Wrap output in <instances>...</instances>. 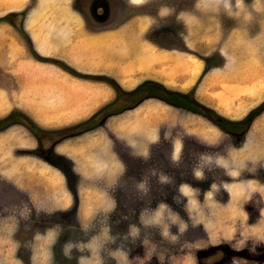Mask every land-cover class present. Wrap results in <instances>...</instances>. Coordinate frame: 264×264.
<instances>
[{
  "label": "rangeland",
  "instance_id": "1",
  "mask_svg": "<svg viewBox=\"0 0 264 264\" xmlns=\"http://www.w3.org/2000/svg\"><path fill=\"white\" fill-rule=\"evenodd\" d=\"M88 1L75 2L87 26L113 42L124 37L125 50H137L123 77L71 72L61 59H40L21 28L23 16L12 22L20 35L11 43L24 45L32 58L113 91L106 100L85 103L84 110L78 99L21 105L18 77L0 68V118L16 115L0 128V140L15 134L9 148L0 145V264H264V110L235 140L199 113L145 98L86 130L121 129L111 138L122 169L110 180H83L54 150L65 138H58L57 130L116 98L109 78L124 89L155 79L192 90L229 118L244 116L264 99V0H100L108 9L95 8L94 16ZM134 65H141L136 72ZM41 82L52 87L51 79ZM141 116L157 119L158 133L146 142L134 133ZM28 157L38 162L33 172L44 163L47 175L66 177L75 194L69 207L54 208L48 198L58 189L55 175L38 183L43 193L21 180L20 158ZM14 160L20 165L12 166ZM80 181L87 187L84 199L92 202L85 208L92 212L79 211ZM98 194L105 204L101 209L95 205Z\"/></svg>",
  "mask_w": 264,
  "mask_h": 264
},
{
  "label": "crops",
  "instance_id": "2",
  "mask_svg": "<svg viewBox=\"0 0 264 264\" xmlns=\"http://www.w3.org/2000/svg\"><path fill=\"white\" fill-rule=\"evenodd\" d=\"M75 2L76 0H0V17L8 12L25 11L21 28L30 40L32 51L37 52L39 55L61 59L76 71L84 73L102 71L116 75L118 78L123 77L125 71H127L124 66L134 62L129 59L131 58L130 53L137 52V50H125L124 45L127 42L124 37L119 38L117 42H113L114 40L105 38L102 32L99 33L100 30L96 31L93 27H88L84 15L75 5ZM19 35L17 28L11 21L0 19V68H4L9 75L18 77L22 92L19 90L16 95L17 98L21 99V105H24V101H59L61 99L70 103L78 99L82 102L79 107H83L84 110V108L86 109L84 107L85 103L90 106V102H93L91 100H106L111 96L113 89L107 84L80 79L71 75L61 66L32 58L29 50L24 45L15 46L11 43L12 39L19 37ZM138 36L140 35H135V37ZM139 52H141V49H139ZM16 53L20 55L15 58L14 54ZM116 56L117 58L114 59ZM169 62H172V60ZM140 66L134 65V72ZM27 79L32 83L27 84ZM45 79L52 80V87L45 88L46 83L41 82ZM8 101L12 100L9 98ZM79 110L80 108L75 107L74 113ZM30 113L35 115L33 111ZM70 115L74 114L70 113ZM136 123L134 133L142 134L139 142L144 139L145 142L152 140L158 133L156 118L147 120L141 116ZM108 129V133L105 130L95 129L65 137L55 143L54 150L71 161V165L83 180H91L93 177L106 179L111 176L114 179L122 169V165L115 152L111 136L116 137L117 131L121 129L119 127L112 128L111 126ZM118 137L121 138L122 136ZM14 138L15 134L8 133L6 136L4 135L3 140H0V145L5 146L7 149L9 147L6 146L13 144ZM20 159L23 162L21 165L19 160H14L13 162L16 165L12 164V166H21V180L27 186H32L35 189L38 187L43 193L46 189L37 186L38 183L51 182L55 179L50 177L55 175L58 181V189L48 198L55 203L53 204L54 208L64 209L71 205L70 203L75 194L67 185L65 176L58 172L53 173L51 168H48L52 171L51 176L47 175L44 172V163L37 168L38 172H33V169H35L33 167L38 162H35L36 160L32 157ZM25 177H28V179ZM105 186L107 191L110 185ZM80 187L81 200L79 205L82 209H79V211L92 212L90 207L85 208L92 203H88L84 199L88 194L85 190L87 187L82 185L81 181ZM36 192L38 193V190ZM105 194L108 195L109 193L105 192ZM100 195V198L96 196L99 201L94 199L97 200L95 205L98 203L96 208L99 209L105 207V204L101 203ZM48 198L44 201H47ZM110 198L108 197L107 202L111 201Z\"/></svg>",
  "mask_w": 264,
  "mask_h": 264
},
{
  "label": "trees",
  "instance_id": "3",
  "mask_svg": "<svg viewBox=\"0 0 264 264\" xmlns=\"http://www.w3.org/2000/svg\"><path fill=\"white\" fill-rule=\"evenodd\" d=\"M24 13L25 11L22 10L8 12L1 16L0 19H6L13 22L16 16H23ZM33 53L40 59L46 58V56L39 55L35 51H33ZM61 65H63L64 68H69L68 70L71 72H78L67 65ZM108 80L116 89V98L114 100L112 99L110 102L105 103L88 118L81 120L73 125L66 126L57 130L56 134L58 138L77 134L98 126L106 116L114 113H119L127 108H131L141 102L143 99L149 97H154L166 102L167 104L182 107L199 113L206 117L212 123L228 132L235 140L243 135V133L250 126L253 119L264 110L263 99L257 105L250 108L241 118H229L219 113L216 109L196 99L192 90L184 91L172 88L155 79H145L137 83L133 88L124 89L111 78H109ZM15 118L16 115L14 113L0 118V128L10 125L12 122H15ZM21 119L25 120L23 117H21ZM27 125L35 134L41 135V131L35 128V125L33 123L27 122Z\"/></svg>",
  "mask_w": 264,
  "mask_h": 264
},
{
  "label": "flooded vegetation",
  "instance_id": "4",
  "mask_svg": "<svg viewBox=\"0 0 264 264\" xmlns=\"http://www.w3.org/2000/svg\"><path fill=\"white\" fill-rule=\"evenodd\" d=\"M89 3H90V11L92 12L91 13L92 16H94V15H96L98 13L97 9H95V8H99V7L101 9L104 8L105 11L108 9V7L106 8V6H107L106 3H103L100 0H90V1H88V3H87L88 7H89ZM102 11H103V9H102ZM95 18H97V17H95Z\"/></svg>",
  "mask_w": 264,
  "mask_h": 264
}]
</instances>
